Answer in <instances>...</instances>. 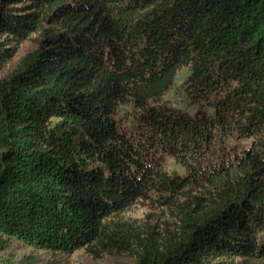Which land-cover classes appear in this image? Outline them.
<instances>
[{
  "label": "trees",
  "instance_id": "1",
  "mask_svg": "<svg viewBox=\"0 0 264 264\" xmlns=\"http://www.w3.org/2000/svg\"><path fill=\"white\" fill-rule=\"evenodd\" d=\"M185 66L190 112L161 104ZM4 69L0 251L264 264V0H0ZM138 201L171 220H120Z\"/></svg>",
  "mask_w": 264,
  "mask_h": 264
},
{
  "label": "rangeland",
  "instance_id": "2",
  "mask_svg": "<svg viewBox=\"0 0 264 264\" xmlns=\"http://www.w3.org/2000/svg\"><path fill=\"white\" fill-rule=\"evenodd\" d=\"M35 36L25 40L17 45L14 52L13 62L25 54L35 49ZM7 69L1 74H5ZM189 68L181 67L177 70L173 82L161 99V104L167 108L174 110L190 112L192 109L188 107L185 96L183 82L189 76ZM133 115L131 109L121 107L117 116L118 130L128 137L136 135L140 126L132 122ZM247 140H231L225 143L226 152L228 155L235 152L238 153L242 149L249 146ZM166 163V164H165ZM168 172H173L183 176L185 171L182 166L175 163L172 158H167L163 163ZM182 199H180L181 202ZM119 219L128 222H151L159 223L162 220H171L169 212L161 207L151 204L149 201H138L135 204L126 208L120 215ZM134 264L131 257L122 255L113 251L105 252L100 257L94 258L83 250H77L71 254H61L45 250H37L25 246L15 240H10L5 250L0 251V264Z\"/></svg>",
  "mask_w": 264,
  "mask_h": 264
}]
</instances>
